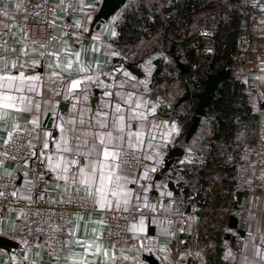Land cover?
<instances>
[{"label": "crops", "instance_id": "obj_1", "mask_svg": "<svg viewBox=\"0 0 264 264\" xmlns=\"http://www.w3.org/2000/svg\"><path fill=\"white\" fill-rule=\"evenodd\" d=\"M71 1L74 2L76 10L74 13H70L68 11L65 13L64 9ZM170 1L171 0H127L125 5L113 15L116 16L118 13L120 14V18L114 22V28L117 32V36H111L112 27H109L106 31L99 35V39L95 41L93 40V35L100 34L101 26L105 23L104 22L99 26L95 25V16L100 8L102 0H83L85 5H92L96 9L92 13L91 21L87 19L86 13L92 11V9L85 8L84 11H80L78 0H63V3H61V0H52V3L54 5H59V13L56 23L59 24L62 19L66 18L70 21L72 26V32L65 33L66 35L63 37V40H66L68 43V52L75 53L76 51H79L81 44H83V46L88 49V52L82 55V59H85L88 63H90L93 68H95L97 63H99L104 71L113 72L112 77H100L101 81H103V85L113 84V80L116 82L124 80L125 77L123 76V71H114V69L122 68L134 76L136 80L147 82V86L150 89V91L146 93L147 99L156 101L157 97H159L162 101V103H160L157 107L155 119L153 121L155 124L161 125L158 130L153 129L154 134L157 137V140L153 141V143L163 145L160 157L161 160L163 158V162L161 161L160 165L156 166L157 171L150 173V181L142 180L140 183L145 185L151 184V188L147 193L150 204L151 199L155 198L156 195H161V190H158L157 188V185H159L165 192L171 191L173 193L171 198H175L177 200L178 209L187 210L190 207L189 198L194 196L199 190H201V188L206 186L211 178L203 176L197 168H195V158H193L192 163H189L188 165L185 160L181 159L179 162L172 164L171 167L164 172L165 157L168 155L169 151L175 148H182L185 153H191L193 156L197 157V155L202 152L203 144H205V141H203V138L199 136V133L193 138L192 142L187 145H185V137L184 142H180L183 125L179 119L183 116V110L176 115L172 113V110L176 108L178 99L184 95L186 87H184L183 80L178 76L173 75L170 71L168 72L172 74L171 78L166 81H161L160 79L158 80L157 75L162 71L166 72V65L170 61L167 53L165 55H160L158 53L159 49L155 48L152 53H141V56L130 55L134 52L135 54L137 53V48L141 45V43L146 46V43H152V39L154 38L152 37L153 35H148V33L145 37H139L140 35H136L138 30L143 29L142 26L144 27V30L148 29L145 27L147 20L143 18L145 13L141 12V7H144L143 10H150L152 3H156L159 11H162L163 7ZM17 2L18 0H3V2L0 3V7L7 8L10 12L16 13L15 4ZM131 16L136 17L137 20H141L142 26L133 22L135 18L130 19ZM21 18H23L22 9L19 13H17L16 20L18 21ZM111 18L108 21H110ZM0 20H4L7 24H13L11 19H5L3 17ZM76 20L82 21L88 27L89 32H82V29H77L75 27ZM258 20L260 21L261 19ZM258 20L254 23L256 26H259L261 32H263V35H260V38L263 39L262 43L264 44V20L260 22ZM8 32V29H4V33ZM73 33L80 34L79 43L77 42V36L73 35ZM132 33L135 35L134 38H132ZM23 35L24 32L19 28L12 27L9 34L5 35L0 33V43L7 41L8 46L14 47L16 50L15 53H13V56L19 55L23 46L20 42ZM61 44L62 40H56L54 50L59 52ZM109 44L111 45V49H113L112 47L117 48L123 51L126 55L129 52V58H127L126 61H120L119 59H114L109 56V51L106 47ZM40 45L42 44H36L35 50L31 47L27 49V55L22 56L18 61V64L37 60L41 61L39 64L26 67L23 70L28 75H38L41 77L39 84L42 85V96L44 99L52 97L54 101H58V103H56L55 114L49 111L41 117L44 124L47 125V129L53 133V139L59 136V129L55 127L58 123V117H67L72 110L74 103L77 104L78 108V110L73 113L77 117L78 125L80 119L79 110L83 109L85 110L84 126L87 127L90 118L95 117L98 109L107 111V104L114 105L117 102L119 98L115 96V91L120 89H116L115 87L108 89L113 92V95L111 97H104L103 93L106 90L105 87L103 85L97 86L95 83L90 84L87 88V101L83 100V84L79 88L73 90L76 96L72 98L64 99L63 95L53 96V90L62 92L66 81L77 78L78 67L74 66L71 75H69L68 72H62L60 68L56 67L57 60L55 57L40 56V52L45 50L41 48ZM94 45L99 49L98 51H93ZM161 46L162 45L160 43V47ZM60 59L62 62H66V56L64 53H61ZM53 72L62 73V78L53 76ZM251 76V84L248 86L251 90L248 98L254 99L253 104L251 102L250 103L253 106V112L259 119V133L264 130V95H262L264 94V79H258L257 77H264V71H257ZM133 90L131 82H129L125 85L122 91L128 92ZM189 90L191 92V89ZM140 92H143V85H141L137 94ZM76 97L80 98L79 101ZM88 109H90V111H88ZM186 109H191V106L188 104ZM177 115L180 116L177 117ZM30 118L31 116L27 112L20 114L21 126H23L24 122ZM151 119L152 118L150 117V120ZM164 121L168 122V129L163 127L162 122ZM92 122L94 123V120ZM172 122L177 124L180 129L179 132L172 133L170 140L165 141L160 139L162 132L170 130ZM202 125L206 126L205 123ZM10 126L11 122H9V127ZM4 137L5 133L0 132V150L4 146ZM147 139L148 137L146 134L145 141H147ZM253 142L250 143L248 149ZM73 143H75V141H73ZM39 148L40 145H37V156L39 155ZM144 150H150L147 142L144 145ZM45 151H55L54 144L50 142L49 149ZM34 158H36V156H34ZM252 161L251 155V161L249 164H251ZM43 162L44 174L41 176L43 185L48 189L56 190L58 195L55 196V199L60 200L66 193L64 192L63 187L57 188L56 181L53 179L54 173L50 172L47 168V161L45 160ZM148 166H153L152 160L148 161ZM248 166L249 165L241 169L238 174L246 175L249 171ZM178 167L181 168V170H179ZM136 171L137 173L144 172V170L137 169ZM9 172L12 174L11 177L17 178L20 198L26 199L25 197H27V193L25 192V188L36 184L37 180H34L33 174L31 173H22L18 175L14 164L1 162L0 173L2 174H0V177H8L7 173ZM137 179H139V176H137ZM25 181H29L31 183L26 184ZM236 181L239 184L238 188L243 191V195H232L234 200L237 202L238 197L243 200V204L239 205V207H234L236 210H239L238 212L228 215L217 214L213 211L199 212L194 219L189 220L183 232H181L176 225L179 220L176 221L173 226H170V231L174 233L173 236L168 235L162 230L160 222L163 221L164 226H168L166 219L157 217L143 218V231H138L133 229V225H136L137 229L140 228L141 218H137L129 223L127 230L128 246L126 248L124 247V251L129 256H137L141 264H151L146 260L149 256L152 257L155 264H163L165 254H161L159 252V248L165 245H167L170 249L167 255L170 256L174 264H262L263 259L256 256L255 252L256 247H260L261 256H264L262 250V246H264V244L261 242L262 237H264V197L258 187L251 186L249 183L244 182L241 177H238ZM129 187L134 190H138L139 188L137 184H130ZM74 189L75 188L73 186L69 189V191L72 192ZM221 192L224 193L223 188ZM141 196L143 197V193H141ZM163 196L170 198L167 195ZM227 197L230 200V196ZM141 203H143V198L141 199ZM232 216L237 219L236 228H231L229 226V218ZM16 219L17 214L9 210H4L0 214V236L9 238L19 244L18 248L11 249L10 251L0 249V264H12L11 258L13 256L17 258L16 264H28L27 261L23 260L26 252L29 260L35 261V264H57L56 260H52L46 255L43 245H34L31 247H24L22 245L21 238L16 233ZM101 220L102 219L99 213H87L80 216H71L67 223V239H69L70 231L74 232L76 238L80 240H91L94 239L96 235H102L104 231V224L100 222ZM154 220L156 222H154ZM13 226H15V234L5 235V233L9 232ZM145 235L154 236L157 240L156 248L149 254L142 252L139 244L134 242V240H138ZM181 241H183V243H181ZM99 242L104 248L111 252L112 243L103 239ZM133 244H135L137 251L128 252V247ZM82 250V247L77 245L75 242H73L70 246L67 245L62 252L59 264H66L65 257L69 256L71 253H80ZM185 252L190 254L184 256L183 259H180V254ZM196 253H200V255L197 256ZM228 253H231V255H228ZM116 255L117 257L120 256V247L118 246L116 248ZM101 259H103L102 254L97 258L96 264H99ZM116 264H132V261L118 259Z\"/></svg>", "mask_w": 264, "mask_h": 264}, {"label": "snow or ice", "instance_id": "obj_2", "mask_svg": "<svg viewBox=\"0 0 264 264\" xmlns=\"http://www.w3.org/2000/svg\"><path fill=\"white\" fill-rule=\"evenodd\" d=\"M3 0H0L2 3ZM80 5V11H84L85 8H91L92 11L87 12L86 16L89 21L92 19V13L96 10L92 5H85L83 0H78ZM104 3L107 0H103ZM63 3V0H61ZM253 6H257L255 0H253ZM36 8H47L46 2L44 4H36ZM59 5H54L50 10L53 13V19L49 21V25H54L55 11ZM261 11H264V5H259ZM25 8V0H18L15 4L16 13L10 12L7 8L0 7V15L5 19H11L13 24H7L4 20H0V33L9 34L12 27H17L24 32L23 38L20 41L22 48L19 55L13 56L15 53L14 47H9L7 41L0 43V132L5 133L3 138L4 151L0 152V156L7 158L11 155L10 148H13L19 141L28 137L27 147L30 151V157L36 156L38 160L43 163L47 161V168L50 172L54 173L53 179L56 181L57 188L63 187L64 192L68 193V203H72L73 200H78L80 206H86L88 204L93 207H98L105 213L109 210H114L116 213L121 211L127 213L130 211H139L141 207L151 208L153 211L159 209L155 204H150L148 201L147 193L151 188V184L145 185L140 181H150V173L157 171L158 165L161 163V150L162 144L153 143L157 140L153 129H159L161 125L155 124V113L157 107L162 101L157 97L156 101H152L146 98V93L150 91L146 81H138L128 71L122 68L114 69V71H123L124 80L116 82L113 80V84L103 85L101 76H113V72H106L103 70L99 63L95 68L92 67L85 59H82V55L88 52V49L81 44L79 51L75 53L68 52V43L63 40L66 35L61 32L59 36L53 35L50 37V41L62 40L61 49L59 52L54 50V45H40L45 49L40 52V56L55 57L57 60L56 67L60 68L62 72H68L71 75L74 66L78 67L77 78L71 79L65 82L63 91L53 90V96L63 95L64 99H69L76 94L74 89L84 85L83 100L87 101L88 93L87 88L90 84H97V86L103 85L105 91L104 97H111L112 91L108 89L116 88L120 89L115 91V96L119 99L117 102L107 104V111L98 109L95 117L90 118L87 127H85L84 111L80 109L79 125L77 123V117L73 114L78 110L77 104H73L72 110L67 117L59 116L58 123L55 125L59 129V136L53 139V133L47 129V125L44 124L41 117L47 112L51 111L56 113V103L52 97L44 99L42 96V85L39 84L41 77L38 75H28L23 70L29 66H35L41 61L25 62L18 64V61L22 56L27 55V49L30 47L35 50L36 40L32 39L28 31H25V26L16 20L17 13L21 9ZM72 8L76 10L72 4H68L65 7V13L68 9ZM126 11V9H125ZM39 15V13H35ZM26 18V17H25ZM120 18L118 13L113 16L110 21L105 22L101 26V33L93 35V40L99 39L104 31L109 27H112L111 36L116 37L117 32L114 28V22ZM63 28L71 27L67 24L62 25ZM75 27L82 29V32H89L88 27L80 20L75 21ZM4 29H8V33H4ZM14 35V34H13ZM77 36V42L79 43V33H73ZM110 56L121 55L111 49V45L106 46ZM99 49L94 45L93 51ZM61 53L66 56V62H62L60 57ZM261 70L264 71V61H261ZM53 76L62 78V73H52ZM258 79H264V77H257ZM131 82L133 91H122L126 84ZM143 85V92L137 94L139 88ZM264 95V94H262ZM79 101V97H76ZM90 111V109H88ZM27 112L31 118L26 120L21 126L20 114ZM150 117L152 118L150 120ZM94 120V123L92 122ZM9 122L11 126L9 127ZM163 127L168 129L169 125L167 121L162 122ZM179 127L175 122L170 125V130L162 132L160 139L165 141L170 140L172 133H178ZM147 134V141H145V135ZM239 138V137H237ZM264 139V136H262ZM75 141V143H73ZM53 143L55 151L46 152L49 149V144ZM147 142L148 148L152 151H145L144 145ZM37 145H40L39 155L35 149ZM24 147V145H20ZM143 160H152L153 166L142 164ZM27 164L28 161L25 160ZM143 167V173H137L136 169ZM2 174V173H0ZM11 172L7 173L9 177L8 183H11ZM139 176V179H137ZM62 182V184H61ZM26 184L31 182L25 181ZM130 184H137L138 190H134L129 187ZM7 185H4L6 187ZM75 188V196H73L69 189ZM158 190H161V196L167 195L172 197L171 191L162 190L161 186L157 185ZM81 191L85 192V195L81 197L79 194ZM143 193V197L141 196ZM13 197L18 195L17 191L11 193ZM6 193L0 191V197H5ZM31 200V197H25ZM143 198V203L141 199ZM63 201V198L61 200ZM171 205L165 207L160 205L164 211H169ZM194 219V217H189ZM103 223V220L100 221ZM154 222H156L154 220ZM162 230L168 235L173 236L174 233L170 231L171 221H167L168 226H164V222H160ZM190 227V225H189ZM134 230L143 231V217L140 220V228L137 229L136 225H133ZM181 232L185 229L181 227ZM15 234V226L5 235ZM111 236L112 233L109 232ZM103 239L101 235H96L91 240L77 239L75 233L69 232V239L63 241V244L70 246L73 242L82 247V252L71 253L65 257L66 264H96L97 258L102 254L103 259L99 261V264H116L118 259L131 260L132 264H141L137 256H129L124 251V245L120 247V256L116 255V248L118 242H113L111 246V252L104 248L99 242ZM24 244H28L27 240H22ZM264 244V237L261 240ZM183 243V241H181ZM144 246L141 245V248ZM152 251L150 247L147 249ZM137 251L135 244L128 247V252ZM170 251L167 245L160 247L159 252L164 255L163 264H174L170 256L167 253ZM190 253H181L180 259ZM57 264H59L60 257L53 252ZM197 256L200 253H196ZM231 255V253H228ZM255 255L264 259L261 256V248L256 247ZM16 257L11 258L12 264H16ZM24 261L28 264H35V261L29 260L27 252L23 257Z\"/></svg>", "mask_w": 264, "mask_h": 264}, {"label": "built area", "instance_id": "obj_3", "mask_svg": "<svg viewBox=\"0 0 264 264\" xmlns=\"http://www.w3.org/2000/svg\"><path fill=\"white\" fill-rule=\"evenodd\" d=\"M211 1L218 2L219 0ZM45 2L47 8L38 9L35 7L36 4H44ZM179 2L180 0H171L163 8L165 9ZM255 3L257 6H253V0H248V9L251 17L254 19V22L258 19L264 20V11H261L259 7V5H264V0H255ZM70 4L75 8L74 2L71 1ZM53 6L52 0H25V8L22 9L23 18L17 22L25 26L24 30L28 31L31 38L37 41L36 44L55 46L56 40L50 41V37L53 35L59 36L61 32H72L70 21L66 18L62 19L59 24L56 23L59 13L58 8L55 11L54 25H49V21L53 19V13L50 10ZM164 9L162 18L167 23L171 20L173 14L171 9L168 11ZM37 12L39 15L35 14ZM68 12L74 13L75 11L69 8ZM1 18H3L2 15H0V19ZM64 24L71 27L63 28L62 25ZM196 39L212 56L211 51L218 45V40L214 35L213 29L210 26L197 29ZM262 42L263 39L255 34V23L249 26V30L246 34L237 39L234 54L247 76H251L257 71H262L261 61H264V44ZM161 45L158 53L160 55H165L168 50L166 37L161 42ZM112 48V50L121 53V55L111 56L112 58L126 61L127 57L124 56L125 53L123 51L114 47ZM195 54L199 55L200 50L196 49ZM195 69L196 66H193V70ZM210 74L212 73L208 72L207 75ZM171 77L172 74L168 71H162L157 75L158 80L160 79L161 81H166ZM195 90L197 91L196 93L201 92L203 90V85L196 86ZM250 90L249 87L246 89L245 92L247 95H249ZM179 116L180 115H177V117ZM199 128V136L201 138L205 137L207 135L206 126L201 124ZM262 136H264V130L257 134L255 141L248 149L253 160L248 166V173L246 175L238 174L241 169L246 167V164L240 159L230 175L235 176L236 179L241 177L244 182L249 183L251 186L258 187L264 197V139H262ZM28 139V137H25L23 140L19 141L16 146L10 148L11 155L7 158L0 156V163L9 162L14 164L18 175L22 173L33 174L34 180H37V183L25 188L27 197L30 196L31 200L20 198L16 177L10 178L11 183H8L9 177H0V191L6 193L5 197H0V214L4 210H9L17 214L16 233L21 238L22 245L24 247L43 245L46 255L52 260H56L53 255L54 251L61 259L62 252L67 246L63 244V241L67 240V223L71 216L99 213L104 224V231L101 235L103 240L112 244L113 242H118V247L124 245L126 248L128 246L127 230L129 223L137 218L157 217L166 219L172 222L171 226L179 220L176 224L178 229L181 227L185 229L190 220L189 217L195 218L199 212L213 211L217 214H233L239 211L234 207H226L229 203V198L221 192L223 188L222 176H229L227 171L231 168L230 160L232 158L228 155L224 147L211 146L205 143L202 146V152L197 155V157L193 156L191 153H185L181 148L182 155L175 158L174 163L183 159L186 161L187 165L192 163L193 158H195V168H197L203 176L211 178L206 186L189 198V209H178L177 200L175 198H166L161 195H156L155 198L151 199V204H155L159 209L158 211L141 207L139 211H130L127 213L123 211L116 213L114 210H109L105 213L98 207H93L91 204L80 206L78 200H73L72 203H68V193L62 196L64 202H61L62 198L60 200L55 199L58 192L44 187L41 179V176L44 174V162L41 163L37 157H30V151L32 150L27 147ZM20 145H24V147H20ZM3 151L4 146L0 152ZM35 151H37V149H35ZM150 151L152 150H149V152ZM25 160L28 161L27 164ZM148 161L149 160H143L142 164L148 165ZM161 161L163 162V158ZM137 170H144V168L138 167ZM179 170H181V168H179ZM4 185L7 186L4 187ZM14 190L18 192L16 197L11 195ZM70 193L75 196V189ZM79 195L83 197L85 194L81 191ZM161 204L165 207L171 205L170 210L167 212L164 211L160 208ZM109 232L112 233L111 236ZM22 240H27L29 243L26 245ZM134 242H137L141 251L147 254L152 253L157 246L156 238L150 235H145L138 240H134ZM141 245L144 247L141 248ZM150 247L153 249L152 251L147 250ZM262 250L264 253V246H262ZM262 264H264V259Z\"/></svg>", "mask_w": 264, "mask_h": 264}, {"label": "trees", "instance_id": "obj_4", "mask_svg": "<svg viewBox=\"0 0 264 264\" xmlns=\"http://www.w3.org/2000/svg\"><path fill=\"white\" fill-rule=\"evenodd\" d=\"M143 9L144 7H141V12L145 13L143 18L147 20L145 27L148 29L144 30L141 20L130 17V19L135 18L133 22L140 24L143 28L138 30L136 35L145 37L148 33V35H153L158 42H162L166 37L167 56L170 60L166 65V71L181 78L184 87L191 89V92H197L195 87L202 85L208 72L215 74L221 70L230 69V78L220 85L207 104L201 123H205L207 127V135L203 137V141L211 146L224 147L228 155L232 157L231 168L227 171L229 176H222L223 195L230 196L226 207H239L243 204L242 198L238 197L237 202L232 195H243V191L238 188L236 177L230 174L240 159L246 166L249 165L251 155L248 146L255 140L259 131L258 116L253 112V106L245 92L252 78L247 76L234 54L238 37L246 34L249 26L254 24V19L248 9V0H219L218 2L180 0L179 3L163 8L167 11L171 9L173 14L167 23L162 18L163 10L159 11L156 3H152L150 10ZM207 26L213 29L218 40V45L211 51L212 56L196 39L197 29ZM255 34L263 35L256 24ZM134 37L133 34L132 38ZM156 45L153 46L156 48ZM196 49L200 50L199 55L195 54ZM178 63L185 66L184 72L179 68ZM193 66H196L195 70ZM188 104L191 106L189 110L186 109ZM194 109V101L189 100L172 110L174 115L183 110V116L181 115L179 119L183 125L181 143L184 142ZM199 130L200 128L185 145L192 142Z\"/></svg>", "mask_w": 264, "mask_h": 264}, {"label": "water", "instance_id": "obj_5", "mask_svg": "<svg viewBox=\"0 0 264 264\" xmlns=\"http://www.w3.org/2000/svg\"><path fill=\"white\" fill-rule=\"evenodd\" d=\"M127 0H107L106 3L101 2L100 8L95 16V25L99 26L100 24L108 21L122 6L125 5ZM173 46L171 47L172 52ZM179 68L184 72L186 70L185 66L178 63ZM230 78V70L224 69L215 74H210L203 81V90L199 93H191L189 88L186 87L185 93L181 96L176 104V108L180 106L182 103L193 100L195 101V109L193 116L191 118V122L185 134V143H188L194 134L196 133L198 127L200 126L201 120L205 115V108L209 101L213 98L214 94L220 87V85ZM95 101V100H94ZM182 155L181 148H175L169 151L166 156V160L164 162V172L167 171L171 165L174 163L175 158H178ZM229 226L231 228L237 227V219L235 217L229 218ZM241 233V232H239ZM19 244L15 241L0 236V249L5 251H10L11 249L18 248ZM149 263L155 264L152 260V257H147L146 259Z\"/></svg>", "mask_w": 264, "mask_h": 264}, {"label": "rangeland", "instance_id": "obj_6", "mask_svg": "<svg viewBox=\"0 0 264 264\" xmlns=\"http://www.w3.org/2000/svg\"><path fill=\"white\" fill-rule=\"evenodd\" d=\"M156 2V1H155ZM152 37H154V36H152ZM138 41V40H137ZM158 43H159V45H158ZM160 43L161 42H158V40L156 39V38H153L152 39V43H146L147 45L145 46V44H143V43H141V45H139L138 46V48H137V53L135 54V52L134 53H132V54H130L131 56L133 55H137V56H141V53H152L153 52V50H154V46L153 45H155V44H157L156 45V48L157 49H160ZM149 51V52H148ZM129 55V52L127 53V55L126 54H124V56L125 57H127ZM127 58H129V56L127 57ZM250 99V102L253 104V101H254V99L253 98H249Z\"/></svg>", "mask_w": 264, "mask_h": 264}]
</instances>
